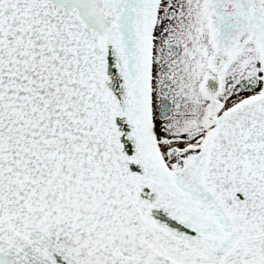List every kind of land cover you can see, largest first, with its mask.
<instances>
[{
	"label": "snow or ice",
	"instance_id": "obj_1",
	"mask_svg": "<svg viewBox=\"0 0 264 264\" xmlns=\"http://www.w3.org/2000/svg\"><path fill=\"white\" fill-rule=\"evenodd\" d=\"M0 264H264V0H0Z\"/></svg>",
	"mask_w": 264,
	"mask_h": 264
}]
</instances>
